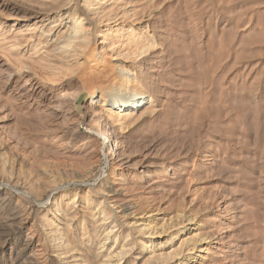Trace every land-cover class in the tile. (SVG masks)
Returning a JSON list of instances; mask_svg holds the SVG:
<instances>
[{
  "label": "rangeland",
  "instance_id": "obj_1",
  "mask_svg": "<svg viewBox=\"0 0 264 264\" xmlns=\"http://www.w3.org/2000/svg\"><path fill=\"white\" fill-rule=\"evenodd\" d=\"M86 1L75 0L74 8L83 9ZM53 3L0 0V21L6 30L22 31L23 47L30 37L37 45L65 11L55 10L53 23L43 30L27 33L24 26H32L38 11ZM139 4L138 13L149 17L150 36L162 44L150 66L157 75L150 83L157 111L118 140L120 159H112L114 140L101 152L93 141L90 130L104 126L106 116L100 108L95 118L86 116L89 96L78 66L67 69L54 96L42 98L33 90L34 74H19L16 58L0 49V264H59L46 251V212L52 198L76 194L88 224L93 225L91 210L94 214L103 200L109 212L118 204L121 230L149 210L160 223L186 212L206 218V231L222 234V246L211 259L264 264V0ZM61 19L62 26L54 29L60 34L69 26ZM88 22L101 47L102 25ZM50 58L60 61L58 54ZM30 68L41 72L43 67L31 61ZM49 111L56 114L48 116ZM73 118L81 128L72 125ZM117 162L121 169L115 174ZM209 205L213 211L205 216ZM129 208L135 219L121 217ZM132 237L136 243L142 239ZM168 246L167 241L162 250Z\"/></svg>",
  "mask_w": 264,
  "mask_h": 264
},
{
  "label": "bare ground",
  "instance_id": "obj_2",
  "mask_svg": "<svg viewBox=\"0 0 264 264\" xmlns=\"http://www.w3.org/2000/svg\"><path fill=\"white\" fill-rule=\"evenodd\" d=\"M51 1H54L53 7L38 9L39 16L36 15L32 26H24L27 33L43 30L45 26L53 23L52 15L55 10L65 11L55 21L56 24L44 32L37 45H31L33 37H30V42L23 47L19 40L22 31L17 28L6 30L5 24L0 21V47L3 46L0 49L9 50L12 53L10 57L16 58L18 64H14V67L19 74H34L36 81L33 90L41 91L42 98L45 95L54 96L67 69L70 71L69 67L78 66L77 77L83 82L89 96L86 116L95 118L99 108L106 116L107 123L104 126L90 130L93 141L99 143L98 152H101L109 139L114 140L112 159H120L122 148L118 140L124 138L141 119L157 111V102L151 86L152 79L157 75L156 71L151 72L150 66L163 50L160 47L162 44L150 36L149 17L138 13L137 9L141 8L139 3L144 0H88L83 9L78 6L74 8L75 0ZM62 17L67 21L65 26H69L60 34L54 29L62 26ZM89 18L90 21L97 20L102 25L101 47L94 39L93 29L87 26ZM7 44L8 46L4 47ZM21 47V51L16 50ZM23 51L34 52V56L26 58V55L22 54ZM52 54H58L60 61L54 60L55 63L50 58ZM31 61L39 63L43 67L42 71L32 72ZM8 66L13 67L12 63ZM47 72L51 75L46 74ZM45 87L51 89L46 90ZM84 95L82 93L80 98ZM58 108H54V111H59ZM79 113H82L81 107ZM55 114L49 111L47 115ZM73 124L80 127L81 121L73 118ZM120 169V163H115L113 173L118 174ZM152 182L156 183L155 180ZM57 190L58 188H53L52 193ZM123 190L122 187L116 193L119 194ZM97 191L105 194L101 189ZM90 195L91 190L85 196L86 201ZM79 202L77 194L74 197L52 198L46 212L48 217L44 225L46 229L43 230L46 235V251H51L52 257L59 264H223L219 261L223 256L211 259L213 252L222 246V234L206 231L209 226L206 218L200 220L198 215L178 212L169 220L160 223L154 211L149 210L142 213L144 216L138 220L125 223L127 230H121L118 229V216L115 211L118 204L112 207L114 212H109L106 206L108 201L103 200L94 214L93 209L90 212L95 220L91 225L85 219L86 212ZM210 205L204 209L205 216L213 211ZM120 208L118 206V209ZM130 209L124 214L121 212V217L135 219L136 214L128 212ZM15 214L19 213L15 210ZM76 223L77 226H74ZM225 226V229L231 228V225ZM134 234L142 237L139 243L132 237ZM167 241L171 246L165 247L167 251H164L161 246ZM136 248L138 254L134 253ZM198 253H206L208 257ZM183 259L184 262L180 263Z\"/></svg>",
  "mask_w": 264,
  "mask_h": 264
}]
</instances>
